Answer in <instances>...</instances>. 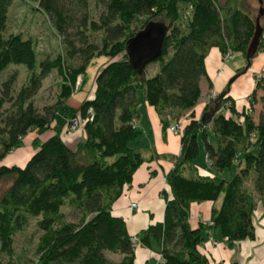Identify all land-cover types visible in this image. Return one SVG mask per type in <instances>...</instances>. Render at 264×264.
Instances as JSON below:
<instances>
[{"label": "trees", "instance_id": "16d2710c", "mask_svg": "<svg viewBox=\"0 0 264 264\" xmlns=\"http://www.w3.org/2000/svg\"><path fill=\"white\" fill-rule=\"evenodd\" d=\"M32 1L48 14L69 47V57L79 61L68 62L61 53L39 57L31 37L4 35L12 0H0V73L10 64L30 71L15 108L0 113V184L9 181L0 194V254L9 259L0 258V264H28L24 255L14 256L13 242L33 218L41 232L32 264H134L138 242L159 253L161 264H219L200 249L206 225L193 228L188 216L192 202H215L220 195L219 206L211 208V224L220 228L227 245L254 239L253 213L259 203L264 209V74L255 77L249 105L237 108L227 83L198 118L192 112L203 78L212 87L204 62L210 49L217 47L222 56L240 52L245 59L259 13L250 0H99L97 17L91 15L89 0ZM150 20L163 22L167 32L155 59L159 69L147 76L148 64L141 72L130 64L125 42ZM260 24L262 50L264 11ZM86 30L101 33L100 39L89 41ZM94 57L104 59L93 75L92 90L85 88L78 106L69 104L71 94L87 82ZM250 63L246 60L245 69ZM51 70L61 79L60 92L53 105L37 111L25 101ZM13 78L0 82V104L10 100ZM140 97L156 109L162 130L179 120L182 131L180 152L165 173L170 194L161 193L164 219L134 239L124 218L111 208L144 160L132 144L141 133L135 126ZM74 118H80L85 135L71 147L63 133ZM33 129L38 136L29 159L22 165L4 163ZM46 131L49 136L39 139ZM201 142L211 166L222 170L234 165L238 170L229 177L201 173L193 162ZM66 205L73 211L69 218L62 210Z\"/></svg>", "mask_w": 264, "mask_h": 264}, {"label": "crops", "instance_id": "0c3cea01", "mask_svg": "<svg viewBox=\"0 0 264 264\" xmlns=\"http://www.w3.org/2000/svg\"><path fill=\"white\" fill-rule=\"evenodd\" d=\"M256 58L263 64L261 69L251 67L252 62L247 69H245L246 63L235 69L229 64L233 58L224 62L222 61L221 51L217 47L211 48L204 62L212 87L209 88L206 79L203 78L201 81V97L192 111L194 116L198 118L209 98L224 90L227 83H229L228 94L232 96L236 107L241 109L249 105L248 97L255 88V77L264 74V49ZM243 74H247L245 76L247 87L240 94V89L233 88V84L236 78ZM140 98L139 117L136 119L135 126L141 133L133 141V145L142 153L144 160L133 172L130 183L123 186L122 193L111 208L114 215L124 218L126 229L131 236L139 235L142 229L149 224L164 219L165 199L161 193L165 190L170 194V187L166 182L165 173L173 167V155L180 152L181 145L180 135L174 131L162 130L161 119H159L156 109L148 105L144 98ZM190 112L187 111L186 114ZM49 133V131H46L41 134H46L47 137ZM65 134L68 135V139H65L64 135L63 138L71 147H74L77 140L84 138L85 135L81 127ZM26 138L25 140H27ZM32 139H28L27 145H30ZM201 146L203 148L202 144ZM20 149L24 150V148ZM29 150L25 155L31 154L32 150L30 148ZM20 157L23 156H17L16 158L22 159ZM29 157L30 155L26 160ZM194 163L201 173L218 175L211 168H206L200 161ZM208 163L210 164L209 161ZM217 200L215 202L209 200L190 204L188 217L191 226L196 228L200 223L206 225L203 234L204 240L200 245V249L203 250L209 260L219 264H230L234 260L238 261L239 264H264V209L262 204L259 203L253 213L254 239L244 238L235 242L233 246H228L220 232V228L211 224V208L212 206H219L220 201L217 202ZM132 201L136 202V206H130ZM135 252L134 264H161L159 253L152 252L139 242L136 244Z\"/></svg>", "mask_w": 264, "mask_h": 264}, {"label": "rangeland", "instance_id": "374dc122", "mask_svg": "<svg viewBox=\"0 0 264 264\" xmlns=\"http://www.w3.org/2000/svg\"><path fill=\"white\" fill-rule=\"evenodd\" d=\"M90 1V12L93 17H97L98 13L101 10L102 5L100 4L99 0H89ZM251 4H253L254 13H256L259 8L260 4L258 3V0H251ZM264 4V0L262 2ZM8 19L6 23V29L4 31V35H7L9 33L14 32H20L23 37H31L34 40V47L38 50L39 57L44 56H50L54 57L57 54L61 53L66 57V61L74 62L76 63L79 61L78 57H69L68 55V49L69 47L66 45V43L63 40V37L57 33L54 25L51 23L48 14L44 13L40 9L37 8L36 1L32 0H12L11 6L8 10ZM139 22H135L134 26H138ZM86 34H88L89 41L94 40L98 41L101 37V33L99 32H90L89 30H86ZM262 52V50H258L257 54L251 58V67L261 69L263 67V64L259 62V60L256 58L258 57V54ZM233 58V59H232ZM104 58L102 57H94L88 64V68L86 70V78L87 82L82 84V90L78 91L76 93L71 94V97L68 98L67 101H69V104L78 106L84 96V94L87 92L85 88H88V90H92V83H93V75L98 67L102 63ZM232 59V60H230ZM230 60L229 63L233 68L236 69V67H242L245 65L246 60L244 59L243 55L240 52H236L235 56L234 54L231 57H223L222 61ZM258 60V61H257ZM146 68V75H153L155 74L159 69V61L153 60L147 63ZM10 75H13V85L11 87L10 100H5L2 104H0V113L3 115L6 112L8 113L11 109H14L15 107V101L17 99V96L19 94V90L23 86H27L29 84V77H30V71L25 68L23 65H7V67L2 70L0 73V82L4 81L7 77ZM247 75V74H246ZM245 74L239 76L236 78L233 84V88H238L239 93L242 94L246 85V76ZM256 75V74H255ZM41 84L35 94H33L31 97L28 98V100L25 101L26 104L28 102H32V104L35 106L37 111H44V109L47 106L53 105L56 100L57 96L60 92L59 86H60V77L58 75L57 70H51L45 77L41 79ZM89 86V87H88ZM2 96V93L0 92V97ZM260 104L258 105L257 109L259 108ZM256 109V110H257ZM176 121V120H175ZM174 121V122H175ZM178 121V120H177ZM79 128V127H78ZM77 128V129H78ZM173 131V130H172ZM73 132V131H72ZM176 133V132H175ZM65 139H68V135L63 133ZM178 134V133H176ZM180 135V134H179ZM36 130L29 131V133L26 135V139H23L22 145L17 148L9 151V153L4 157L3 162L9 163V164H16V165H22L27 160V157L30 154L25 155L29 148L32 150L30 153H32L35 149V146H32V141L30 142V145H27L28 139H32L34 137H37ZM46 137V134H40L39 139H44ZM33 140V139H32ZM134 142L132 141V144ZM202 142L200 143V152L196 155V157L193 159V162L200 161L203 163V165L207 168H211L214 172H216L219 175H223L224 177H229L230 174L235 173L238 168L236 166H231L229 169H217L213 166H211L208 161L206 160V154L205 150H203L201 146ZM24 148V150L20 149ZM28 150H27V149ZM33 148V149H32ZM26 149V150H25ZM30 151V150H29ZM17 156H23L20 157L22 159L16 158ZM20 154V155H19ZM9 184V181L2 180V183L0 184V194L2 191L7 187ZM221 195L219 196L217 202L221 200ZM63 211H65L66 217H71L73 215V211L66 205L62 208ZM37 218H33L30 222V226L27 227L22 232L15 233V238L13 242L14 247V256L18 255H24L25 257L29 258L28 264H32L35 260V248H36V242L40 234V230L37 228V224H35ZM217 242V241H215ZM112 256V255H111ZM117 259L120 258V255H115ZM0 258L3 259L4 262H6L9 258L6 254L1 253ZM18 259V258H17ZM15 261L13 264H15Z\"/></svg>", "mask_w": 264, "mask_h": 264}, {"label": "water", "instance_id": "95a60500", "mask_svg": "<svg viewBox=\"0 0 264 264\" xmlns=\"http://www.w3.org/2000/svg\"><path fill=\"white\" fill-rule=\"evenodd\" d=\"M263 0H258L260 4L259 13L256 17L255 31L252 39L248 43L245 52V59L250 63L257 51L261 41L263 28L260 24V18L263 14ZM167 32V26L161 21L150 20L146 25L137 30L135 35L129 38L125 43V51L128 54L130 64L139 72L147 65V62L155 60L161 54L162 41Z\"/></svg>", "mask_w": 264, "mask_h": 264}, {"label": "built area", "instance_id": "2783aa9c", "mask_svg": "<svg viewBox=\"0 0 264 264\" xmlns=\"http://www.w3.org/2000/svg\"><path fill=\"white\" fill-rule=\"evenodd\" d=\"M233 54L234 53L232 51H228L223 55V57L229 58ZM80 82H81V78L78 77L77 82L75 84V88H77V86L80 84ZM71 123L72 124L68 125V127L66 129L67 132H72L73 130H76L78 127H80V125H81L80 118H77V119L74 118ZM168 130H170V131L173 130L176 133H180L182 131V122L179 120L178 121L176 120L175 122L173 121L172 124H170L168 126ZM130 206L131 207L136 206V202L132 201ZM133 238L136 239V236H133Z\"/></svg>", "mask_w": 264, "mask_h": 264}]
</instances>
